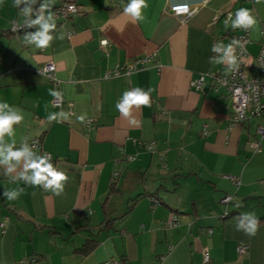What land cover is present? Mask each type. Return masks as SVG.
Wrapping results in <instances>:
<instances>
[{"label": "crops", "instance_id": "crops-1", "mask_svg": "<svg viewBox=\"0 0 264 264\" xmlns=\"http://www.w3.org/2000/svg\"><path fill=\"white\" fill-rule=\"evenodd\" d=\"M128 3L55 0L52 11L73 4L77 13L56 17L54 35L63 39L46 49L26 45V29L11 33L20 10L14 0L0 4V102L23 112L17 147L22 137L39 140V153L69 177L55 195L10 182L0 167V264H204L205 251L207 264H264V138L258 152L250 147L262 119L231 125L232 100L211 78L229 70L209 63L212 46L242 30L225 29L223 15L246 8L258 24L249 29L244 71L257 74L264 0H147L135 22L124 14ZM184 4L185 19L168 10ZM143 56V68L103 77ZM45 63L55 66L58 109L38 72ZM133 88L150 91L151 106H133L125 117L116 104ZM61 112L67 118L48 120ZM17 187L25 191L8 201L3 192ZM243 213L261 220L255 235L237 230Z\"/></svg>", "mask_w": 264, "mask_h": 264}, {"label": "clouds", "instance_id": "clouds-1", "mask_svg": "<svg viewBox=\"0 0 264 264\" xmlns=\"http://www.w3.org/2000/svg\"><path fill=\"white\" fill-rule=\"evenodd\" d=\"M55 0H14V7L20 10L22 21L13 25V31L21 29L35 28L33 32L25 31L23 42L26 45L34 46L37 49H46L55 39H63V35H54L56 31V17L52 11ZM259 3V0H256ZM3 0H0V4ZM23 5V7H21ZM38 5V7H37ZM147 0H129L124 8V14L131 17L132 21L143 19L142 9L146 8ZM183 13H188L189 5L179 6ZM174 11L177 9L174 8ZM194 14V13H193ZM258 21L251 15L250 10L240 8L235 13V18L231 14L224 21L225 29L229 25L232 30L242 28L248 30L257 26ZM264 35V33H261ZM102 45L107 44V40L101 41ZM243 51V44L239 40H233L225 45L218 41L212 46L213 57L209 58V63L224 64L229 71H236L239 68L240 57L237 55V48ZM239 91V90H237ZM50 95L59 98L61 93L51 90ZM135 106H151L150 91L146 92L140 88H133L125 91L121 100L116 104L118 111L125 117L130 116V110ZM67 113H52L48 120H57L58 117L67 118ZM84 123L85 115L77 117ZM24 120L22 110L14 108L7 102H0V167L4 169V175L10 182H23L25 185L33 187H43L44 190L52 191L55 195H60L67 183L68 175L53 165L48 154H40L35 144H30L27 137H22L17 147L15 125H19ZM130 123L138 125V121L131 119ZM7 137V139H6ZM24 188L6 189L3 196L12 201L17 199ZM245 221H247L245 223ZM258 228V220L254 213L241 214L237 223V230H243L246 234L255 235Z\"/></svg>", "mask_w": 264, "mask_h": 264}, {"label": "built area", "instance_id": "built-area-1", "mask_svg": "<svg viewBox=\"0 0 264 264\" xmlns=\"http://www.w3.org/2000/svg\"><path fill=\"white\" fill-rule=\"evenodd\" d=\"M205 2V0H203ZM179 6L173 5L169 7V12L180 18H187L191 14V9L189 8L188 13H183ZM177 10L174 11L173 9ZM55 17L66 19L77 13V9L73 4H61L55 7L54 11ZM231 14L229 12L223 15L224 20ZM222 14L216 15L215 19H218ZM232 15V14H231ZM13 31V27H12ZM14 32V31H13ZM261 33H264L262 31ZM264 37V35H262ZM233 40H239L243 44V51L238 47L237 55L240 57L239 68L236 71H228L225 73H215L211 75L212 82L215 86V90L222 88L225 94L232 100V113H231V125H240L250 118H261L262 121L258 124L256 128V135L258 139L250 143L252 152H258L260 149V140L264 138V46H262L255 57V69L257 70L256 75H247L244 71V58L247 55V46L249 41V29H242L239 34L232 36L230 43ZM102 45V44H101ZM107 45V44H106ZM102 45V46H106ZM148 61L147 56L132 59L125 67L115 66L112 70L104 74V78L108 79L111 77L118 76L123 70L128 73L131 70L136 69L137 66L144 67ZM38 72L43 75L50 82L52 89L58 91V81L55 76V66L53 63H45L38 68ZM204 81V75H200L196 80L190 83L191 87L195 90H200ZM239 90V91H237ZM63 104V99L60 96L52 97L51 105L54 108H60ZM30 144H35L36 148H40V141L33 139L29 142ZM146 149L150 150L153 146V142L143 143ZM51 159V158H50ZM264 183V182H262ZM230 197L226 196L222 201L229 202ZM89 212V211H88ZM89 213H81L80 218H85ZM226 214L223 215V217ZM169 226L175 225V218H171L169 221ZM248 247L244 244H239L236 248L238 253H245ZM202 261L204 264L209 262L207 252L202 253ZM105 264H117L116 261H108Z\"/></svg>", "mask_w": 264, "mask_h": 264}, {"label": "trees", "instance_id": "trees-1", "mask_svg": "<svg viewBox=\"0 0 264 264\" xmlns=\"http://www.w3.org/2000/svg\"><path fill=\"white\" fill-rule=\"evenodd\" d=\"M21 30H22V29H21ZM21 30H20V31H21ZM11 33H15V32L12 31ZM226 216H227V214H226L224 217H226ZM257 220H258V223H259V221H261L260 219H257ZM246 222H247V221H246ZM92 247H93V243H91V242H90V243H86V244L84 245V247H83L80 251L83 250V251L85 252V251H87V250H90Z\"/></svg>", "mask_w": 264, "mask_h": 264}, {"label": "water", "instance_id": "water-1", "mask_svg": "<svg viewBox=\"0 0 264 264\" xmlns=\"http://www.w3.org/2000/svg\"><path fill=\"white\" fill-rule=\"evenodd\" d=\"M25 31L32 32L33 28L26 29Z\"/></svg>", "mask_w": 264, "mask_h": 264}]
</instances>
